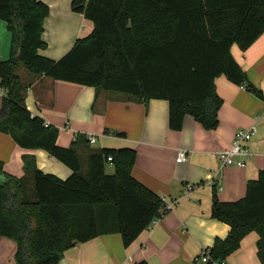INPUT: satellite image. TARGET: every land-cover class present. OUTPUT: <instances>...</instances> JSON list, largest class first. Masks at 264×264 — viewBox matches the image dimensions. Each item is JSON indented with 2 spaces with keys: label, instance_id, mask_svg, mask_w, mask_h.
Returning <instances> with one entry per match:
<instances>
[{
  "label": "trees",
  "instance_id": "obj_1",
  "mask_svg": "<svg viewBox=\"0 0 264 264\" xmlns=\"http://www.w3.org/2000/svg\"><path fill=\"white\" fill-rule=\"evenodd\" d=\"M72 10L84 14L93 31L52 61L39 54L46 48L42 36L48 5L0 0V20L11 36L10 58L0 62V89L6 93L0 133L23 149L48 152L73 172L61 180L33 164L34 200H28L23 181L7 175L0 162V236L16 242V264H59L75 244L100 235L120 234L128 248L162 217L164 206L132 176L137 158L132 149L88 148L84 174L78 145L60 147L59 131L27 109L21 65L37 76L125 94L145 104L166 100L174 131L182 129L188 115L208 131L218 128V76L264 101L231 52L234 45L248 50L264 34V0H72ZM212 217L231 231L205 251L210 255L206 264L226 261L251 232L259 236L264 264V170L248 183L242 200L222 203L215 191Z\"/></svg>",
  "mask_w": 264,
  "mask_h": 264
},
{
  "label": "crops",
  "instance_id": "obj_2",
  "mask_svg": "<svg viewBox=\"0 0 264 264\" xmlns=\"http://www.w3.org/2000/svg\"><path fill=\"white\" fill-rule=\"evenodd\" d=\"M41 1L50 13L42 36L46 48L39 54L59 61L78 39L92 33L94 25L84 14L72 10V0ZM10 52L11 36L6 22L0 20V62L8 61ZM231 52L250 83L264 93V34L248 50L234 45ZM18 75L25 88L27 109L59 131L60 147L78 145L84 174L90 150L132 149L137 153L134 179L167 204L177 202L130 247L124 246L120 234L100 235L75 244L59 264H194V259L212 248L217 239L228 237L231 228L212 217L213 195L216 191L222 203L242 200L248 183L257 180L264 170V101L221 75L215 80L216 93L222 100L218 128L208 131L188 115L182 129L174 131L169 126L166 100L152 99L145 104L125 94L37 76L23 65ZM5 95L0 89V108ZM252 128L255 135L245 144L249 152L236 157L235 164L224 165L218 153L231 147L236 132ZM88 133L99 135L94 148L81 139L86 140ZM180 150L187 151L184 163L176 162ZM0 162L7 175L23 181L28 200H34L33 164L61 180L73 174L48 152L23 149L3 133ZM258 239L256 232L249 233L226 264H263L258 256ZM16 252V242L0 236V264H16Z\"/></svg>",
  "mask_w": 264,
  "mask_h": 264
},
{
  "label": "built area",
  "instance_id": "obj_3",
  "mask_svg": "<svg viewBox=\"0 0 264 264\" xmlns=\"http://www.w3.org/2000/svg\"><path fill=\"white\" fill-rule=\"evenodd\" d=\"M46 127L49 125L45 124ZM255 129H248V130H239L236 132L233 143L229 149H225L218 153V157L223 162L224 165H233L236 163V157L246 155L249 151L246 149L245 144L250 142L255 135ZM98 134L96 133H88L86 136V140L90 145H95L98 140ZM187 151L180 150L178 156L176 158L177 163H184L187 160ZM111 162L112 159L109 158ZM164 206L162 210V214L171 210L173 206L176 205L177 202L172 204H167L165 199H163ZM210 260L209 253H201L194 259V264H206ZM216 264H226V261L217 262Z\"/></svg>",
  "mask_w": 264,
  "mask_h": 264
},
{
  "label": "rangeland",
  "instance_id": "obj_4",
  "mask_svg": "<svg viewBox=\"0 0 264 264\" xmlns=\"http://www.w3.org/2000/svg\"><path fill=\"white\" fill-rule=\"evenodd\" d=\"M96 146H97V145L95 144V145L92 146V148H94V147H96ZM107 171H108V173H111V172H112V169H111L110 167H108V168H107Z\"/></svg>",
  "mask_w": 264,
  "mask_h": 264
}]
</instances>
